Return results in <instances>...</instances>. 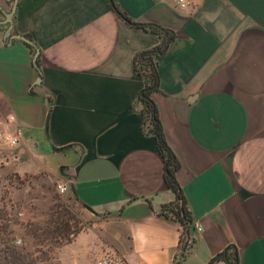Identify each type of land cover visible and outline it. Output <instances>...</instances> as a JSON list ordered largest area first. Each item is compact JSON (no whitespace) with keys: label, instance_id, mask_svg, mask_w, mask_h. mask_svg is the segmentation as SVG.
Returning a JSON list of instances; mask_svg holds the SVG:
<instances>
[{"label":"crops","instance_id":"obj_1","mask_svg":"<svg viewBox=\"0 0 264 264\" xmlns=\"http://www.w3.org/2000/svg\"><path fill=\"white\" fill-rule=\"evenodd\" d=\"M111 2L16 0L9 36H29L37 71L26 45L5 36L13 0H0V124L95 212L72 241L75 264H207L233 249L236 264H264V0ZM115 11L172 37L154 59L151 99L192 218L183 252L181 227L159 214L174 194L144 133L132 66L160 39Z\"/></svg>","mask_w":264,"mask_h":264},{"label":"rangeland","instance_id":"obj_2","mask_svg":"<svg viewBox=\"0 0 264 264\" xmlns=\"http://www.w3.org/2000/svg\"><path fill=\"white\" fill-rule=\"evenodd\" d=\"M10 130L2 129L0 124V223L7 222L15 245L26 247L32 253L33 264H75L73 238L71 243L43 256L33 250L36 245L27 228L32 225L43 229L51 221L66 220L69 232L85 231L90 222L83 213L88 212L71 198L70 192L57 193L55 185L62 183L57 176L34 163L19 143L11 145L4 139ZM92 244L86 243L89 248Z\"/></svg>","mask_w":264,"mask_h":264},{"label":"trees","instance_id":"obj_3","mask_svg":"<svg viewBox=\"0 0 264 264\" xmlns=\"http://www.w3.org/2000/svg\"><path fill=\"white\" fill-rule=\"evenodd\" d=\"M113 10H115V8ZM115 12L129 26L150 32L160 39L158 46L148 51L135 54L132 58V66L135 74L141 78L143 85L137 97V101L142 106L141 114L144 117V133L151 135L155 140L156 150L163 164V182L167 189L174 194V201L161 206L159 214L170 217L179 224L181 227L180 243L183 245L190 239L192 218L175 179L178 163L165 143L155 105L151 99V95L158 90V72L154 59L165 52L172 37L167 32H162L160 27L153 24L132 25L119 12ZM26 47L30 54L33 55V48L28 45H26ZM71 198L76 201L75 196L71 195ZM80 207L83 209V205H80ZM50 224V226L43 229L32 225L27 228L30 234L29 236L34 241V245H36V248L33 250L43 256H46V253L51 254L52 250L59 249L71 243L72 238L74 239L75 235L81 232L80 230L69 232L68 222L66 220L62 221V223H58V221L55 220L51 221ZM11 233L7 222L0 223V264H33L34 259L32 253L26 247L15 245L11 238ZM183 256L184 253L180 254L179 257L182 258ZM225 260L228 264H236L237 258L235 249H233L232 254L227 256Z\"/></svg>","mask_w":264,"mask_h":264},{"label":"water","instance_id":"obj_4","mask_svg":"<svg viewBox=\"0 0 264 264\" xmlns=\"http://www.w3.org/2000/svg\"><path fill=\"white\" fill-rule=\"evenodd\" d=\"M107 1L111 5L112 9H114V6H113L111 0H107ZM15 5H16V0H13L12 6L10 8V11L5 14V18H6V21L8 23V28L5 30V36H7V39H9V40L16 39V40L21 41L25 45H28V46H30V47L33 48L34 53L32 55V65L38 71V65H37L38 51H37V48L35 47V45L32 43V41L29 38V36L17 35V34L16 35H10L9 36L10 25H11V22H12L11 18H12V15H13L14 11H15ZM161 31L164 32V33L167 32L164 29H161ZM4 39H6V38H4ZM44 130H45V132H47V120H46V123H45V126H44ZM51 149H52V151H61V149L55 148V147H51ZM68 188H69L70 194L72 196H75V191H74L73 186L70 184V185H68ZM83 209L86 212H88L89 214L95 216V212L92 209H90L89 207L83 206ZM184 248H185V245H183V247L181 249V252L184 251ZM220 260H225V253L224 252L216 255L215 257H213L207 264H213V263H215L217 261H220Z\"/></svg>","mask_w":264,"mask_h":264},{"label":"built area","instance_id":"obj_5","mask_svg":"<svg viewBox=\"0 0 264 264\" xmlns=\"http://www.w3.org/2000/svg\"><path fill=\"white\" fill-rule=\"evenodd\" d=\"M176 4H177V7L180 10H182L187 5V0H176ZM8 120L12 121L13 117L10 116ZM4 139L11 145L18 144L19 143V129L17 128L11 129L9 133L4 135ZM55 188H56L57 193L60 195H63L69 192L68 185L63 182L57 183L55 185ZM16 243L18 244L19 241H16ZM96 264H120V261H115V259H113L110 256H103L96 262ZM174 264H177V262H175Z\"/></svg>","mask_w":264,"mask_h":264}]
</instances>
